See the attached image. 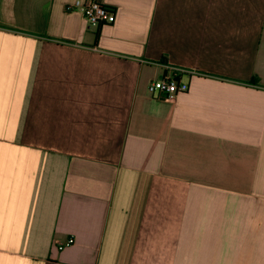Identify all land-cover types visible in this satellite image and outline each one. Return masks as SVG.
I'll return each instance as SVG.
<instances>
[{"label":"crops","instance_id":"crops-1","mask_svg":"<svg viewBox=\"0 0 264 264\" xmlns=\"http://www.w3.org/2000/svg\"><path fill=\"white\" fill-rule=\"evenodd\" d=\"M76 1L0 0V264H264V0Z\"/></svg>","mask_w":264,"mask_h":264},{"label":"built area","instance_id":"built-area-1","mask_svg":"<svg viewBox=\"0 0 264 264\" xmlns=\"http://www.w3.org/2000/svg\"><path fill=\"white\" fill-rule=\"evenodd\" d=\"M66 11H79L84 16L90 28H100L106 24H114L116 13L108 8L102 0H77L75 3L66 6ZM168 72L161 78L154 80L149 85L151 95H164L166 100L174 101L179 95L187 93L190 85L183 81L186 74L194 76L195 73L182 68H168ZM74 244V239H69L66 243L58 242L59 250Z\"/></svg>","mask_w":264,"mask_h":264}]
</instances>
